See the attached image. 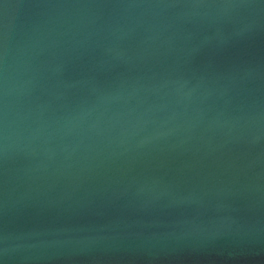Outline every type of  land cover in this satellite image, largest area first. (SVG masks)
<instances>
[{
	"label": "water",
	"instance_id": "water-1",
	"mask_svg": "<svg viewBox=\"0 0 264 264\" xmlns=\"http://www.w3.org/2000/svg\"><path fill=\"white\" fill-rule=\"evenodd\" d=\"M0 264H264V0H0Z\"/></svg>",
	"mask_w": 264,
	"mask_h": 264
}]
</instances>
